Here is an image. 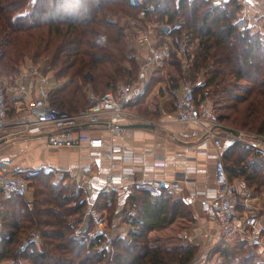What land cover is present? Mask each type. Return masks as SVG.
<instances>
[{
	"label": "trees",
	"instance_id": "obj_1",
	"mask_svg": "<svg viewBox=\"0 0 264 264\" xmlns=\"http://www.w3.org/2000/svg\"><path fill=\"white\" fill-rule=\"evenodd\" d=\"M210 2L149 0L152 7L146 8L141 20L164 21L172 26L174 36L189 34L196 41L190 77L202 74L212 99L230 101L224 106L228 115H218L219 122L234 131L264 136V35L235 24L238 0L213 8ZM138 12L128 0H0V76L15 74L26 56L34 62L44 59L56 83L50 89L51 104L78 112L87 105L88 86L102 94L134 76L135 61L128 56L126 37L113 17ZM171 61L180 73V61ZM222 161L229 181L244 178L264 196L261 150L229 142ZM53 173L42 171L35 178L31 201L16 193L0 196V264L20 260L29 264H191L196 248L170 249L149 239L151 231L178 217L194 220L188 199L168 190L159 196L139 190L126 193L123 217L127 222L129 213L133 214L132 228L125 236H115L105 254L98 249L102 240L75 234L88 200L83 193L72 194L68 175L58 181ZM94 205L110 218L115 194L100 191ZM92 225L88 218L86 226ZM226 241L218 250L219 264H264L256 261L254 245L244 241L236 247L238 253H231L235 247L229 253Z\"/></svg>",
	"mask_w": 264,
	"mask_h": 264
},
{
	"label": "built area",
	"instance_id": "obj_2",
	"mask_svg": "<svg viewBox=\"0 0 264 264\" xmlns=\"http://www.w3.org/2000/svg\"><path fill=\"white\" fill-rule=\"evenodd\" d=\"M226 0H211L210 8L222 5ZM128 3L139 9L137 18H125V32H134V42L139 45L151 46L153 61L166 60L175 53L181 58L180 64L184 69L190 67L195 51L196 41L189 34L174 36L172 26L164 21L141 20L145 16L146 8H151L149 0H128ZM264 16V14H263ZM239 28L246 26V10L239 11L235 19ZM177 25H175L176 27ZM165 39L163 44L161 39ZM128 49H132L127 45ZM151 60H146L140 67L139 82H121L115 87L108 88L98 94L91 88L87 89V105L78 112L71 113L53 106L50 102V76L39 69L37 64H22L15 75L0 76V132L13 122L18 130L26 137H44L47 146L58 147H87L92 151H101L109 165V173L103 179L95 177L93 166L84 164L67 172L74 181V193L84 195L88 200L85 215L93 222V230L89 232L90 239L99 238L100 251L108 253L114 239L112 231L118 227L120 215L116 211L109 218L106 210L99 211L94 205L96 196L90 197L94 190L120 195L133 190L144 191L150 196H159L164 190L174 193L180 188L176 179L165 177H139L136 166L144 172L153 171L155 162L146 164L133 151V140L125 134L124 124L130 122L133 113L128 111L129 105L134 102L149 86V78H143V71L152 68ZM169 93L172 99L173 113L177 121L197 125L204 134L207 143L199 142L196 151L215 160V184L213 190L188 191V200L197 201L203 213L217 224L218 231L212 242L204 246V253L194 258L195 264H219L220 257L212 259V250L218 244H223L229 237L238 236L241 241L258 244L264 248V196L263 193L250 187L244 178L229 181L222 161L224 141L248 142L251 145L259 144L261 139L252 137L244 131L236 133L226 131L220 127L218 113L213 105L209 86L205 85L204 77L180 82L176 86H165L157 90ZM16 97L15 109H11L9 100ZM22 98L27 99V111L21 113ZM15 110L17 115L9 118V113ZM15 132H8L13 135ZM103 132L119 138L121 143L106 141ZM117 162H121L118 172H115ZM48 165L42 167L21 166L9 158L0 159V196L13 193L25 196L30 188L31 181L43 170H53ZM127 228H132L129 222L133 214L129 213ZM125 217H123L124 220ZM111 231H109V230ZM80 234V231H76ZM82 234V232H81ZM128 234V233H127ZM123 233L121 236H125ZM194 236V235H192Z\"/></svg>",
	"mask_w": 264,
	"mask_h": 264
},
{
	"label": "crops",
	"instance_id": "obj_3",
	"mask_svg": "<svg viewBox=\"0 0 264 264\" xmlns=\"http://www.w3.org/2000/svg\"><path fill=\"white\" fill-rule=\"evenodd\" d=\"M238 2L240 3L239 11L246 10V26L264 35V0H238ZM150 97L152 96L148 93L146 99ZM15 100L16 97L9 100L11 109H15ZM22 100L21 113H25L27 111V99L22 98ZM9 115L11 119L17 115V112L12 110ZM156 121H158V124L155 122L157 127L154 128L132 125L141 123L140 120L126 122L123 125L125 134L133 140L134 153L140 156L144 163L161 162V164L156 165L153 171L149 172H144L140 168V163H138L135 165L137 175L146 178L165 177L176 179L180 182V188L174 194L185 199H188V191L191 189L196 191L215 189V160L196 151L199 142L205 141L207 147H209V142L203 138L202 130L195 124L177 121L173 111L161 114ZM16 130H18L16 125L10 122L5 130L0 132V159L9 158L21 166L42 167L48 165L63 170L91 164L95 177L98 179H103L110 171L108 162L101 151H92L84 146L51 148L47 146L44 137H24L23 133L15 132ZM10 131L15 133L8 135L7 133ZM102 134L108 142L121 143L119 138L112 137L106 132ZM228 143L229 140H225L224 146ZM75 150L82 153V162L69 168L65 165V162L71 160V154L75 153ZM121 164V162H117L115 172L119 171ZM97 192L98 190H94L90 197H97ZM125 196L126 193L115 195V211L118 215L122 214V220L119 223L122 222L124 226H120V233L127 234L128 226L123 220ZM27 199L30 200V198ZM191 205L194 210V220L191 221L194 224L191 228V234L197 240H201L200 243L202 244L212 242L218 231L217 224L201 211L197 201L191 202ZM164 228H168V226L156 228L150 232V235H154V232H160ZM230 238L240 240L236 235ZM225 245L226 243L223 246ZM252 245L257 247L258 251L264 256L262 246Z\"/></svg>",
	"mask_w": 264,
	"mask_h": 264
},
{
	"label": "rangeland",
	"instance_id": "obj_4",
	"mask_svg": "<svg viewBox=\"0 0 264 264\" xmlns=\"http://www.w3.org/2000/svg\"><path fill=\"white\" fill-rule=\"evenodd\" d=\"M125 18H137V15L136 16L121 15L119 17H113V20L115 22H117L119 26L122 27L123 33L126 37L127 45H130L132 48V49H128V46H127V52H128V56L130 58H133V60L135 61V65H136L135 69L136 70H135V74L133 77L125 78L124 80L118 81V83H121V82L135 83V82L140 81L139 73H140V67L142 66L143 62L146 60L147 61L151 60L150 58L153 57L154 53L151 52L150 50H151L152 46L154 45V43H152L151 46H147V44H144V45L139 44L138 45L136 43V41L134 42L133 41L134 36H131L134 34V32H131V31L125 32L126 25H125V23L122 25L123 19H124V21L126 20ZM171 60H176V61L178 60V61L182 62L181 58L178 57L175 53H173V56L172 55L169 56L166 60L160 62V64H158V61L151 60V61H153L152 62L153 67L147 68L143 71V78H149L150 84H149V86H147L145 88L143 93L137 99H135L134 102H132L129 105L128 111H131L133 113V118H130V121H136V120L139 121L140 120L141 123H148V124L150 123V124L154 125V127H157L158 121H156V120H158V118L161 116V114H166L169 111H171V112L173 111L172 99L170 98L169 93H165L162 90H160V92H157V90L159 88L165 87V86H176L180 82L188 81V79L192 80V78L190 77L189 67L187 69H184L182 67V65L179 63L180 64V67L178 66V68L180 69V73H179L177 71L176 65H174V66L172 65L173 63ZM21 62L24 65H28L29 63L37 64L36 66H38L39 69H41L44 73H46L48 76H50L51 87L56 84L53 81V79L51 78V72L46 71V63H45L44 59L38 60L37 62H34L33 59L26 56L25 58H23V60ZM13 75H15V74H12V76ZM199 75H202V74H197V76H199ZM88 88H91V87L88 86L86 88V92H87ZM148 93L151 94L152 97L146 99ZM235 93L239 94L240 91H235ZM223 101H225V100H223ZM223 101L220 100V97L213 96V105L216 108L218 115L224 114L227 116L229 111L224 106H227L230 101L226 100L225 103ZM220 125L223 129L227 128L226 126L224 127V125L222 123ZM250 136H251V134H250ZM253 136L258 137V139H261L259 144L251 145L248 142H243L242 144L253 146L254 148L259 149L264 153V136H261L258 134H252V137ZM80 162H82V153H79V151L78 152L76 151L75 153L71 154V160L70 159L67 160V162H65V165L68 166L69 168H71ZM61 170L64 171L63 169H58V168L53 169V170H45V171L54 172L53 174H55V175H53V178H54L53 180L59 181V179L61 180L62 178H65V175L67 176V172L60 174L59 172ZM36 181H35V178L31 181L29 191L24 196L25 198H30V200H28V201L32 200V195H33L34 190H35ZM67 183L70 186V191H72V194H75L73 191L74 190L73 188L76 185H75L74 181H72V178H68ZM192 210H193V208H192ZM99 211H103V210H99ZM106 214L108 215V212H106ZM193 215H194V210H193ZM121 216H122V214L120 215V218H121ZM88 218H90V217L86 216L85 212H84L82 225H79V227H77L75 230V234L82 236V239H85V238L89 239L90 237L88 234L90 231L93 230L92 229L93 225L90 226L89 228L86 226ZM119 222H120V220H119ZM189 222H191V221L188 220L187 218H183V217L176 218L172 223L165 225L166 227L168 226V228H164L160 232H154L153 233L154 235L149 234V239L151 240V244H159L161 247L170 248V249H175L178 247H187V246L194 247L197 250L195 253V257H197L198 255H201L202 253H204V251H203L204 245H206L208 242H205L204 244H202V243H200L201 240H197L196 238H194L192 236L191 228L193 227L194 222H191V223H189ZM169 225H171V226H169ZM120 226L122 227V226H124V224H122V222L119 223L118 227L112 231L113 237L123 234V233H120V231H121ZM78 230L80 231V234L76 233V231H78ZM109 231H111V230H109ZM128 231H129V229L127 230V233H128ZM81 232H82V234H81ZM28 237H29V235L27 236V238ZM27 238H25V239H27ZM32 238L35 239L38 244L40 243V240H38L40 238L38 237L37 234H34L32 236ZM84 241H87V240H84ZM226 242L228 244L229 253L231 252L230 249L234 248V247L235 248L232 250L231 253H233V252L238 253L239 252V250L236 247L239 246L238 244L242 242L241 240H238L236 238H230V239H227ZM224 244H222V245H224ZM100 245H101V242H100L99 246ZM99 246H98V249H99ZM220 247H221V244H218L216 246V248H214L212 250L211 255L215 254V256L212 259L218 258V256H219L218 250ZM254 250H255V255H256V261L258 263L263 262L264 256H262L260 251H258V248L254 246ZM102 252L107 254L105 251H102ZM18 263L19 264H29V263H27L26 260H20ZM105 264H108V263H105ZM191 264H195L194 259L192 260Z\"/></svg>",
	"mask_w": 264,
	"mask_h": 264
},
{
	"label": "water",
	"instance_id": "obj_5",
	"mask_svg": "<svg viewBox=\"0 0 264 264\" xmlns=\"http://www.w3.org/2000/svg\"><path fill=\"white\" fill-rule=\"evenodd\" d=\"M133 126H136V127H144V128H154V125L152 124H148V123H136V124H132ZM224 130L226 131H229V132H234L236 133L237 131H234L232 129H229V128H224Z\"/></svg>",
	"mask_w": 264,
	"mask_h": 264
}]
</instances>
